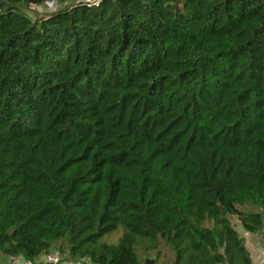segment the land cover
I'll list each match as a JSON object with an SVG mask.
<instances>
[{"label":"trees","instance_id":"trees-1","mask_svg":"<svg viewBox=\"0 0 264 264\" xmlns=\"http://www.w3.org/2000/svg\"><path fill=\"white\" fill-rule=\"evenodd\" d=\"M49 1L0 0V254L254 264L230 216L264 230V0L23 10Z\"/></svg>","mask_w":264,"mask_h":264},{"label":"rangeland","instance_id":"rangeland-1","mask_svg":"<svg viewBox=\"0 0 264 264\" xmlns=\"http://www.w3.org/2000/svg\"><path fill=\"white\" fill-rule=\"evenodd\" d=\"M91 1H94V0H65V1L51 0L39 6L25 7L23 8V10L27 14H30L31 16L35 18V17L48 16V15L54 14L58 10L68 8L77 2L90 3ZM242 209L245 211H257L255 208H252L249 205L243 206ZM230 219H231V222L234 228H236L239 231L240 235L245 238V245H248L249 240H250V237H249L250 233L243 230L241 224L239 223L238 219L235 216H230ZM122 235H123V227H119L116 231L112 232L109 235H106L103 238V241L109 244H116L119 242ZM253 242L255 243V245L259 247V249H264V230L260 232L259 234L254 235ZM61 249H64L67 251L68 247L65 241L55 242L50 252L58 254L62 258L63 263L73 264V262L67 259L68 253L61 252L60 251ZM138 252H139V255L141 256L142 261L143 262L148 261L147 262L148 264H151V263L171 264L173 257H174L173 251L171 250L169 246L165 244V242L162 239L160 240V245L157 251H150L147 253L145 251H138ZM0 264H9V261L7 260V258L1 254H0ZM85 264H92V263L86 260Z\"/></svg>","mask_w":264,"mask_h":264},{"label":"built area","instance_id":"built-area-1","mask_svg":"<svg viewBox=\"0 0 264 264\" xmlns=\"http://www.w3.org/2000/svg\"><path fill=\"white\" fill-rule=\"evenodd\" d=\"M101 0H94L91 1L90 3L92 5H99ZM9 262L10 264H65L62 262V258L56 254V253H52V252H48L46 253L42 260L37 261V262H33L31 260L26 259L25 257H23L22 255H12L9 257Z\"/></svg>","mask_w":264,"mask_h":264},{"label":"crops","instance_id":"crops-1","mask_svg":"<svg viewBox=\"0 0 264 264\" xmlns=\"http://www.w3.org/2000/svg\"><path fill=\"white\" fill-rule=\"evenodd\" d=\"M250 240H249V246L247 245L248 249L251 252V256L253 259L254 264H264V249H259L257 245L253 242L254 235L249 234ZM261 250V251H260ZM261 253V254H260Z\"/></svg>","mask_w":264,"mask_h":264},{"label":"water","instance_id":"water-1","mask_svg":"<svg viewBox=\"0 0 264 264\" xmlns=\"http://www.w3.org/2000/svg\"><path fill=\"white\" fill-rule=\"evenodd\" d=\"M148 264V263H147Z\"/></svg>","mask_w":264,"mask_h":264}]
</instances>
